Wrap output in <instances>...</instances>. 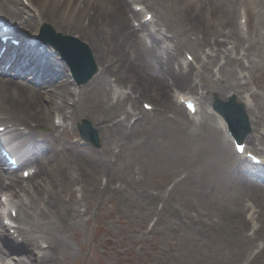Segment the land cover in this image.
<instances>
[{
  "label": "bare ground",
  "instance_id": "obj_1",
  "mask_svg": "<svg viewBox=\"0 0 264 264\" xmlns=\"http://www.w3.org/2000/svg\"><path fill=\"white\" fill-rule=\"evenodd\" d=\"M136 5L142 9L137 11ZM239 7L246 13L255 10V22L247 28L246 38L235 22ZM151 12L152 18L145 21V15ZM0 19L10 27L0 31V37L6 34L18 41L14 44L8 38L0 39V48L4 47L0 53V126L4 125L0 145L20 152L19 162H29L35 169L26 178L31 182L26 189L22 184L25 178L6 169L0 157V191L8 190L16 197L17 187L37 201L39 213L37 222L32 206L22 200L8 201L10 209H16L14 221L18 224L13 227L15 236L9 233L10 226L0 224V264H30L32 259L36 264L55 261L65 247L69 230L80 221L79 200L93 198L99 204L101 197L120 203L129 201L144 217L156 211L157 222L165 217L163 211H172L170 226L187 228L182 238L192 233L198 250L199 241L212 232L219 252L237 259L245 254L240 247L242 221L235 207L228 208V222L224 224L206 222L198 214L182 218L176 212L178 206L173 202V206L167 205V197L145 188L132 166L135 163L140 167L145 149L159 146V151L167 153L172 146L168 142L175 137L187 135L200 138L207 146L225 145L230 135L224 119L210 106L206 109L198 105L210 93L223 100L231 96L243 104L251 128L259 127L256 134L245 137V143L256 149L253 143L258 141L263 154L264 97L246 88L247 82L242 81L244 75L237 67L248 68L252 75L255 68L264 66V61L253 64L249 60L248 66L242 63L248 49L255 46L256 36L264 39V0H0ZM133 20L138 21L137 26ZM46 23L51 24L54 33L75 39L74 58L81 59L91 52L97 71L80 89H76L69 74V65L60 58L69 45L65 48L63 42L62 47L45 30L42 37L39 35ZM249 36L253 37L248 40ZM243 38L247 44L240 57L233 53L239 52ZM48 42L58 43L60 50L47 46ZM182 48L186 49L183 57L193 54V61L179 59ZM215 64L217 69L213 71ZM83 70L81 67V74ZM192 82L203 92L193 98L197 100L195 112L182 113L179 99L189 93L178 92L172 99L169 91L173 87L192 88ZM133 96L150 97L154 107L150 112L140 110L136 100L131 101ZM68 100H72L70 104ZM54 117H61L57 124L52 122ZM85 120L98 129L99 149L86 143L89 138L82 143L70 140L75 133L73 124ZM261 158L264 160V156ZM118 159L125 161L121 172ZM241 160L239 163L245 167V159ZM30 167L20 169V174ZM253 168L245 167L240 176L251 181L245 186L246 192H241L239 184L237 189L241 195L252 192L264 205V181L260 179L258 187L253 185V175L264 169ZM239 170L240 166L235 165L237 176ZM113 180L120 185L112 187ZM75 184L79 186L76 189ZM237 189L235 195L239 197ZM76 190L82 198L78 199ZM157 201L162 203L158 212ZM10 209L8 215L12 218ZM43 244L45 249L40 251Z\"/></svg>",
  "mask_w": 264,
  "mask_h": 264
},
{
  "label": "rangeland",
  "instance_id": "obj_2",
  "mask_svg": "<svg viewBox=\"0 0 264 264\" xmlns=\"http://www.w3.org/2000/svg\"><path fill=\"white\" fill-rule=\"evenodd\" d=\"M251 9L246 13L243 7H239L238 13H235V22L242 27V29L240 27L239 29L244 38L248 37L247 28L253 26L255 22L253 17L255 10ZM148 10H151V8L148 7ZM141 15L139 14V16ZM138 18L141 19V17ZM257 29L260 30V27L258 26ZM263 31L261 29V32ZM252 37L249 36L248 40ZM256 39L255 46L247 51V59L242 57V51L247 44L245 43L247 39L242 42L243 45L239 47V52L234 51L233 53L242 57V63L245 66H248L249 60L253 64L264 61L261 59L262 56L264 57V54H262L264 52V39L261 36H256ZM184 51H186L185 48L178 51L179 59L184 58ZM188 51L191 53V50ZM256 52L259 53V56H255ZM190 55L193 57V54ZM215 65L212 66L213 71L217 69V64ZM247 69L237 67V71L244 75L242 81L247 82L246 88L264 97V66L255 68L252 75L247 72ZM93 75L95 74H92L84 82L75 83L76 89L85 86L84 84H87ZM190 84L193 89L191 87L183 89L173 87L169 91L171 98L175 99V95L178 92H188L194 96H198L203 92V89L195 85L194 82ZM75 86L72 85L71 87ZM229 94L225 95L228 96ZM230 97L223 100L216 93H210L207 95V100L201 101L198 105L207 109L208 106L212 107L217 100L228 102ZM133 100H136V105L140 110L145 111L143 102H148L154 107V101L150 97L133 96L131 101ZM71 101L68 100V104ZM179 106L181 112L184 113V107L182 105ZM60 119L61 117H54L52 122L57 124ZM132 121L133 119L130 122ZM79 122L83 124V121H77L73 124L75 133L70 140H78L79 143H82L86 141L81 138L79 129H77L76 124ZM247 122L249 129L248 131L245 130V137L253 133L256 134L259 131V127L251 128L249 119H247ZM88 123L92 129L90 130V135L93 136V133H95L96 138H94V143L89 141L86 143L94 149H99L101 143L98 129L89 120ZM0 127H4V125ZM58 129L60 130L61 127H58ZM6 138L9 137L6 135ZM257 142L255 141L253 146L258 150L257 152H260L262 145ZM260 143L263 144L264 142ZM168 144L172 146L167 153L159 151V146L153 147V150L145 149L139 160L140 167L135 163L132 166L133 174L135 173L134 175L139 177L141 183L145 188H148L149 192L154 195L157 193L159 196L167 197L169 199L167 205L173 206V202L175 206H178L180 209L176 210V212L182 218L198 214L206 222L215 220L224 224L228 222L226 218L228 216V208L235 207L239 213V219L242 221V244L240 243V247L244 251L246 250L244 255H240L239 259H237L219 252L216 247L218 242L214 239V233L212 232L199 241L198 250V244L193 239L192 233L182 238L183 232L187 231V228L182 226L172 228L170 226L169 221L171 216H173L172 211H163L165 217L157 222L156 211H150L147 215L148 217H144L138 211L139 208L129 204V201L120 203L116 199L101 197L99 204L93 198L79 200L80 221L78 225L74 229L69 230L65 247L62 248L58 259L45 264H264V205L256 199L252 192H247L245 195L239 194L238 184L241 192H246L245 186L251 184L250 180L246 181L245 178H240L244 173L243 170L245 167L246 170L252 169L246 163L245 167L242 162L239 163L242 160L235 154L230 140L228 139L225 145L212 144L207 146L198 137L184 135V138H173ZM124 163V160L118 159L116 161L119 172L122 171L120 168ZM237 164L242 169V171H238L239 176L234 171V167ZM27 165H30L29 162L21 164L19 169L15 171L16 176H20V169L27 167ZM253 177L256 180V184L253 185L257 186L260 179L264 180V173H258L253 175ZM36 180H38L37 177L32 182L35 183ZM3 181L5 183L9 182L8 179ZM104 181L105 178L102 182ZM230 182L232 183L230 184ZM22 184L26 189L31 187L29 179H24ZM125 184L128 185L129 182L126 181ZM110 185L113 187L120 185V183L113 180ZM77 187L79 186L76 184L73 186L74 189ZM235 189H237L239 197L235 195ZM14 190L18 192V196L13 198L9 195L10 192L8 190H3L0 191V197L2 195L8 196L13 201L22 200L27 206H32L34 219L39 222V219H37L39 218L37 217V214H39L36 207L37 201L27 196L23 191H18L17 187ZM169 194L171 195L170 197H168ZM126 195L124 194V196ZM76 196L78 199L81 197L79 190H76ZM157 202L158 212L162 203L161 201ZM218 211H222L225 214L216 215ZM6 212L8 213V208ZM221 215L224 217L222 218ZM0 223H2L1 218ZM14 224L17 225V221H14ZM40 227V225L37 226V228ZM234 229L236 230V228ZM231 232H233V229ZM24 234L26 233L24 232ZM244 235H248L249 238H244ZM207 248L212 251H206L205 249ZM44 249L45 244L39 250L42 251ZM213 250H216V253ZM34 251L38 252V247ZM64 252L67 254H64ZM26 253H28L27 250ZM33 262L34 260L32 259L29 263L36 264V262Z\"/></svg>",
  "mask_w": 264,
  "mask_h": 264
},
{
  "label": "water",
  "instance_id": "obj_3",
  "mask_svg": "<svg viewBox=\"0 0 264 264\" xmlns=\"http://www.w3.org/2000/svg\"><path fill=\"white\" fill-rule=\"evenodd\" d=\"M57 36H59V35H57ZM67 53H66V55H67L66 58L69 61L72 69L76 73L78 80L79 81L86 80L94 72V70H95V66L90 61L89 55L85 54L84 57H83V59H82V61H80V60H75L73 58L74 57L73 56V53L68 52V50H67ZM81 67H83V69H84L83 72H82V75H84V76L81 77V78H79V76L81 74ZM82 133L85 134L84 130L82 131Z\"/></svg>",
  "mask_w": 264,
  "mask_h": 264
}]
</instances>
